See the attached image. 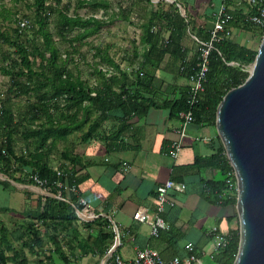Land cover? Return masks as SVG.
Listing matches in <instances>:
<instances>
[{
  "label": "trees",
  "instance_id": "16d2710c",
  "mask_svg": "<svg viewBox=\"0 0 264 264\" xmlns=\"http://www.w3.org/2000/svg\"><path fill=\"white\" fill-rule=\"evenodd\" d=\"M139 1L151 2V0ZM77 2L78 6H89L96 10H107L111 4L109 0H77ZM28 6L31 8V4ZM32 6L34 7L32 24L26 23L25 26L20 27L22 20L14 18V21H18L14 29L17 34L15 38L0 28V40L14 47L17 55L11 65L0 67L4 74L14 75L13 86L9 90L15 95H26L33 92L36 96L35 101L29 103L31 115L25 122H13L11 111L4 106L0 108V128L4 131L8 142L6 153L2 154L0 151L1 168L5 170L13 168L15 162L17 170L23 172V168L29 166L32 176L52 182L57 179V176L46 158V148H54L57 142L68 134L82 131L87 127L85 131H82V138L85 140L100 127L103 121L119 112L120 124L112 136L113 139H117L127 128L131 118L143 117L151 107L168 108L171 116L178 117L181 111L187 110L189 84H168L165 89H162L161 85L155 83L154 75L150 72L144 73L141 66L149 64L152 67H158L164 56L169 53L176 59L179 58L178 72L183 77L187 78V75L197 68V54L192 61H189L185 54L186 50L181 45L186 34L187 23L184 16L179 13L178 7L169 5V9L161 13L153 10L149 12L147 21L142 24L144 32L141 41L146 44L143 52L144 61L139 63L137 68L131 64V70L125 69L106 50L95 47L94 56L98 57L97 61L92 63L95 83L88 86L86 81L68 66L70 57L67 56L71 53L68 49L60 50L54 34L59 37L60 42L67 41L70 46L76 48V44L80 45L83 40L95 35L108 21L94 15L84 17L78 13L71 14L69 11L71 0L65 3L63 0H33ZM132 7L133 4L130 8ZM130 10L124 12L122 9L119 17L123 20H130ZM9 13L11 9L0 0L1 17L7 19ZM157 17H163L169 29L164 45L158 44V33L152 29ZM237 17L242 26L257 29L254 25L244 21L241 14L234 12V19ZM234 19L229 23L235 24ZM50 24L53 30L50 29ZM27 30L31 31L34 36L28 45L19 39V33ZM258 31L262 36L263 31L259 29ZM209 34L203 40H208ZM63 53L65 57H61ZM256 53L257 49L242 46L224 37L213 42V48L209 54V69L206 73L204 92L192 108L194 122L215 126L218 103L229 89L244 81L248 75L247 68L253 62ZM227 62H233L236 65ZM103 65L106 66L105 69ZM181 67H183L182 70ZM22 76L25 77L24 80L20 79ZM39 114L42 115L41 119L43 118L41 121H37ZM15 132H20L23 140L32 138L30 143L34 153H30L29 157L16 154L13 137ZM67 151L63 153L64 158L70 164L76 165L77 157L71 155V150ZM212 159L217 175L203 181L206 199L210 203L235 206L236 196L229 193L226 182L227 174L232 166L223 145L216 150ZM194 164L199 165V159L195 158ZM69 171L71 175L61 177V180L66 184L75 183L77 185L75 169L72 168ZM234 216L236 217L237 213L228 216L226 220L229 222ZM37 218L44 226V235L41 236V231L34 223H28V241L24 243L29 252L40 255L49 251L50 254L47 255L49 260L52 259L53 253L57 252L66 260L65 251L59 244L60 234L64 239L66 237L65 242L70 251L74 248H79L85 254L89 253V249L92 251L86 239L72 235L70 229L78 217L66 202L50 196L45 197L42 210L37 214ZM100 218L105 217L98 219ZM104 220L110 223L106 218ZM49 229L53 231L50 238L55 247L46 250L43 249L42 243L44 237L50 234ZM214 233L217 234L216 231ZM219 234L223 239L214 251L213 264H232L239 246V222L235 228L230 227L227 232ZM110 236L111 233L97 235L93 243L101 247ZM5 250L11 251V256L6 255ZM0 262L2 264H27L26 257L13 245L8 230L3 226L0 238Z\"/></svg>",
  "mask_w": 264,
  "mask_h": 264
},
{
  "label": "crops",
  "instance_id": "0c3cea01",
  "mask_svg": "<svg viewBox=\"0 0 264 264\" xmlns=\"http://www.w3.org/2000/svg\"><path fill=\"white\" fill-rule=\"evenodd\" d=\"M222 1L173 2L176 7L183 9L182 16L187 23L186 33L190 38L186 34L181 45L186 50L185 54L189 61L197 54L195 37L203 40L209 34ZM232 3L235 7L234 12L242 14L241 9H236L242 5L237 0H232ZM234 21L235 24L231 22L226 25L221 36L256 50L258 46L256 47L252 38L255 40L260 34L258 29L242 26L238 17ZM170 58L176 59L167 53L164 60L168 61ZM176 60L179 61V58ZM143 61L142 53L128 64H134L137 68V64ZM159 66L149 68L155 77L154 81L159 74L158 70L161 71ZM127 68L131 70L130 65ZM177 79L178 81L172 84L188 85L187 78L181 76ZM162 89H165V86H162ZM119 116V112L112 114L85 140L82 138L83 132L80 133L81 137L76 139V145L71 149V155L78 159L76 165H71L78 179L80 196L95 208L100 217H105L111 225L115 223L122 230L118 252L123 257L130 258L138 249L150 246L157 249L163 257L170 258L174 254L184 255L187 242H192L200 253L214 249L221 236L219 233L227 232L230 227L235 228L238 223L237 216L229 222L226 220L228 216L236 214L235 206L210 203L204 194L203 181L217 175L212 156L222 145L215 127L197 122L190 123L184 148L176 158H172L168 150L170 144L177 138L176 130L180 119L178 116H171L168 108L151 107L143 117L131 118L119 138L113 139L114 131L120 124ZM86 129L87 127L84 131ZM195 158L199 159V165L194 164ZM61 162L63 164L58 165L70 164L65 158ZM49 164L53 167L57 165ZM0 177L6 176L0 173ZM167 178L184 182L186 188L174 194L175 205L167 207L164 211V218L170 225L169 229L162 231L159 237H149L148 224L138 223L133 218V213L139 207L153 209L155 188ZM11 181L15 185L24 186ZM32 188L42 194L45 193L39 186ZM3 191H6V201L0 204V209L4 213L15 212L24 223L32 222L35 225L40 223L38 228L41 236L44 235V227L40 220L38 223L35 221L46 196L43 198L37 194L16 190L13 186ZM59 240L64 243L62 248L66 251V237L64 239L60 234Z\"/></svg>",
  "mask_w": 264,
  "mask_h": 264
},
{
  "label": "rangeland",
  "instance_id": "374dc122",
  "mask_svg": "<svg viewBox=\"0 0 264 264\" xmlns=\"http://www.w3.org/2000/svg\"><path fill=\"white\" fill-rule=\"evenodd\" d=\"M1 1L7 8L11 9V13L7 14L9 15V18L7 19H3L0 15V28L1 30L7 31L13 38H15L17 34L15 33L14 29L16 28L18 21H14V18L18 19L19 21H25L28 25L33 23V0H19L17 2H14L13 0ZM109 1L111 4L107 10H96L89 6H78L77 0H71V6L69 10L71 14L78 13L84 17L94 15L100 19L108 21L95 35L86 38L80 45L76 44V48L70 46L67 41L60 42L59 37L54 34L55 41L59 45L60 50L64 51L65 49H68L71 53L69 56H67L70 57L68 58V66L71 67L76 74H79L80 77L86 81L88 86L94 83L92 63L98 59V57L94 56L96 50L95 47L106 50L115 60L121 62V66L123 68L130 69L127 68L128 65L131 66V64L128 63L142 54L145 50L146 44L141 41V36L144 32L142 24L147 21L149 12L153 10L161 13L163 10H168L169 5L176 7V5L170 2V0H151V2L138 0L136 3H134L136 0ZM65 2H67V0H63V3ZM30 4L31 8L28 6ZM132 4L133 7L130 8ZM122 9L124 12L131 9L130 20H123L119 17ZM178 9L179 13L182 15V10L180 8ZM167 27V23L165 20H163V17L155 18V26L152 27V29L158 33V44L164 45V42L168 38L169 29ZM50 29L53 30L51 24ZM186 32L188 33V29ZM31 33L32 32L29 30L26 32H21L19 33V39H22L28 45L30 44V40L34 37ZM252 40L255 41V45L257 47L261 40L260 34L255 37V40L253 38ZM61 57H65V53H63ZM125 57L126 59H124ZM16 58L17 55L15 53V48L0 40V67L3 65H11ZM163 60L161 66H159L161 71L158 70L159 74L157 75L155 83L161 86H167L165 84H172L173 82L178 81V77L182 76L178 72L180 61L173 58L172 60L170 58L168 61L166 59L164 61ZM36 61H38V59H36ZM102 67L106 68L105 65ZM149 68L153 67L149 64H145L143 67V72H151ZM169 73H172V75ZM13 78V74H4L0 69L1 109L4 106L11 111L13 115V122H25L27 117L31 115L29 103L35 101L36 96L33 92H29L26 95H15L14 92H11L9 88L13 86ZM20 79L24 80L25 77L22 76ZM41 116L39 114L37 121H41L43 119H41ZM84 129L82 131H84ZM82 131H76L68 134L65 138L59 140V144H57L54 148H46V158L48 162L55 165L62 163L61 160H64L63 153H66L67 150L70 151L72 148H74L77 141L76 139L81 137ZM13 137L15 140L14 149L17 155L22 154L29 157L30 153H34L33 146L30 143L32 138L29 140H23L20 132H15ZM5 138V133L0 128V143ZM16 166L17 163L14 162L13 168L5 170L1 168L2 166L0 165V173L6 176L5 178L0 177V204H4L6 201L5 193L7 190L3 191V189L11 186L15 187L16 190L37 194L41 197L43 196L44 198V196H46L45 194H42L41 192L32 188L33 186H39L41 188L43 187L36 183L35 177L30 173V167L25 166L23 168V172H21L15 168ZM1 170L5 172H2ZM11 180L24 184V186L15 185ZM98 220H95L91 223H84L80 219L74 221V225L71 226L70 229L72 235H77L86 239V241H88V245L91 246L92 251L89 249V253L87 254H85L79 248H74L73 251H70L68 245H66V251L64 248H62L65 251L64 254L66 255V260L57 252L53 253L54 255L51 260H49L47 257V255L50 254L48 252L41 253L40 255L29 252L28 247L24 243L25 241H28L27 237L29 233L27 232V229L29 224L22 222L21 217L15 214V212L12 213V211H8V213H4V211L0 209V238L2 235L3 226L8 230L9 238L12 240L13 245L26 257L27 264H103L106 259V247H108L113 242L114 235L110 223L106 222L104 218H100ZM36 222H39L38 218L35 223ZM39 224H37L36 227H38ZM49 232L50 234L48 233V235L44 237V241L42 243L43 249L46 250L55 247V244L50 238L53 231L49 229ZM103 233H111V236L105 242H103L101 247H98L93 243V240L95 237H97V235H102ZM120 233L122 234L121 228ZM59 244L62 247L64 243L60 242ZM5 254L11 256L12 252L5 250Z\"/></svg>",
  "mask_w": 264,
  "mask_h": 264
},
{
  "label": "built area",
  "instance_id": "2783aa9c",
  "mask_svg": "<svg viewBox=\"0 0 264 264\" xmlns=\"http://www.w3.org/2000/svg\"><path fill=\"white\" fill-rule=\"evenodd\" d=\"M176 0H170L175 2ZM242 5L241 15L248 24L254 25L257 29L264 30V0H237ZM234 9L232 0H223L213 22V27L210 30L209 39L201 40L195 37L198 44L196 69L187 75L189 84L188 108L179 113V125L177 127V138L170 144L169 155L176 158L184 148L185 139L188 136V125L194 122L192 108L199 101L204 92V83L206 81V73L209 69V54L213 48V42L219 40L221 32L225 29L230 20L234 19ZM183 10V9H182ZM183 12V11H182ZM26 22L21 21L20 27L25 26ZM231 65H236L233 62H227ZM105 69V68H104ZM183 67H181V70ZM249 69V67L247 68ZM1 108V107H0ZM1 113V109H0ZM7 140L3 139L0 143V151L6 153ZM73 166L71 164L56 165L53 167L57 179L49 182L46 179H39L36 176L35 181L43 187L46 196H53L57 200L66 202L74 213L84 223L93 222L100 217V214L95 211V208L88 203L79 194V189L75 183L66 184L61 180V177L71 175ZM226 182L231 195L237 197V181L234 169L228 172ZM186 185L182 181H177L173 178H167L159 183L155 188V204L152 210L145 207H139L134 213L133 218L138 223H146L149 226V237H159L162 231L169 229L170 225L164 218V211L167 207H173L176 203L174 194L182 192ZM74 196L75 198H73ZM114 235L113 242L106 247V259L103 264H213V254L217 247L221 244L222 237L216 243L214 249L206 253H200L195 248L192 242L185 244L186 253L184 255L174 254L170 258H165L155 248L144 246L138 249L133 257H123L118 252L120 245V229L113 223L111 225ZM0 264H2L0 262ZM12 264V263H9Z\"/></svg>",
  "mask_w": 264,
  "mask_h": 264
},
{
  "label": "water",
  "instance_id": "95a60500",
  "mask_svg": "<svg viewBox=\"0 0 264 264\" xmlns=\"http://www.w3.org/2000/svg\"><path fill=\"white\" fill-rule=\"evenodd\" d=\"M214 127L237 181L232 264H264V30L247 77L218 103Z\"/></svg>",
  "mask_w": 264,
  "mask_h": 264
}]
</instances>
